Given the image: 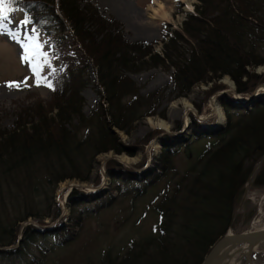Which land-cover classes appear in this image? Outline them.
Segmentation results:
<instances>
[{"label":"trees","instance_id":"obj_1","mask_svg":"<svg viewBox=\"0 0 264 264\" xmlns=\"http://www.w3.org/2000/svg\"><path fill=\"white\" fill-rule=\"evenodd\" d=\"M196 1L179 31L162 32L155 53L152 44L125 40L94 0H4L5 11L22 12L44 34L62 66L52 76L48 101L19 108L11 128H0V248H9L0 252V264H43L78 239L86 219L125 200L131 205L149 198L143 210L152 219L148 232L77 264H200L227 231L246 228L237 226L244 188L264 189V91L255 92L264 86V73H255L264 67V0ZM66 31L75 49L66 50ZM138 67L170 71L174 97L209 83L206 101L227 89L216 83L225 76L234 94L248 101L217 95L221 126L214 115L190 116L184 134H173L183 129L176 122L149 161L142 155L126 168L108 160V184L98 188L96 178L92 192L72 189L64 202L67 214L60 217L54 202L59 183L87 182L98 155L131 157L162 133L154 130L126 146L113 132L127 133L161 102L160 90L141 95L126 76ZM87 69L97 101L84 116L80 92ZM196 114H203L199 106ZM29 219L35 226L20 230Z\"/></svg>","mask_w":264,"mask_h":264},{"label":"rangeland","instance_id":"obj_2","mask_svg":"<svg viewBox=\"0 0 264 264\" xmlns=\"http://www.w3.org/2000/svg\"><path fill=\"white\" fill-rule=\"evenodd\" d=\"M152 1L94 0V3L105 18L112 19L119 24L125 40L152 44L153 52L159 53L162 32L165 30L179 31L184 14L192 12L197 1H176L171 10L172 22H161L158 32L155 29V27L157 28V22L151 19L152 12L148 11L151 10ZM159 1L170 7L169 3L163 0ZM0 7L4 8V3L0 4ZM5 12L7 18L0 20V128L10 129L14 113L19 108L29 107L38 100L48 101L52 76L59 71L62 63L53 59L55 51L44 34L32 28L28 23H22V21H26L22 12ZM64 35L67 36L65 37L66 50L75 49V45L71 43L69 32L66 31ZM33 68L36 69L35 73ZM138 68L126 72V76L135 84L141 95L160 90L162 92L161 102L153 116L137 120L127 133L113 132L118 136L120 142L126 146L135 145L154 130H161L162 133L141 149L137 147L131 157L125 154L115 155L110 152L98 155L94 160L87 182L66 180L59 183L54 194V202L60 206V217L67 214L64 202L72 189L92 192L98 188H104L108 184L109 181L104 171V164L108 160H113L126 168L138 164L142 159V155L149 161V155H157L160 150L158 140L170 134L171 128L176 122H180L183 129L179 133L174 132L173 134H184L190 116H195L198 120H205L214 115L217 124L220 123L219 126L223 124L222 112L215 102V97L216 94H229L228 92L233 90V84L227 77L223 76L216 82L225 85L227 89L210 95L205 101L204 93L211 87L209 83H199L186 95L174 97L170 91V71L158 67ZM262 68L257 67L255 73H263L264 69ZM90 71L87 69L86 78L88 83L80 92L82 98L81 113L84 116L89 115L97 101L96 88L93 85V77ZM8 82H16L19 86L9 87ZM259 87L260 85L257 86V88ZM197 106L201 108L202 115L196 114ZM220 115L222 118H220ZM183 124H186V126L184 127ZM145 167L147 168V165ZM96 178H99L100 184L95 189L92 185ZM148 200L149 198H144L131 205L128 200L121 201V203L115 204L110 209L104 210L98 216L86 219L78 239L48 256L43 264L57 262L59 264H77L84 257L94 255L100 249L110 246L116 250L129 237L146 234L152 223L149 214L146 213L145 215L143 213V210L147 209ZM242 201L241 210L238 212L237 226L240 228L246 227L243 230L245 231L253 221L264 217V189L256 191L245 187ZM139 218L142 220L139 221ZM56 221L50 222L49 226ZM134 221L137 225L133 224ZM44 222L48 223L49 221L44 220ZM28 223L35 226L36 222L29 219L27 223H21L20 226ZM249 259L251 264H264V242L257 246L256 251L250 254Z\"/></svg>","mask_w":264,"mask_h":264},{"label":"water","instance_id":"obj_3","mask_svg":"<svg viewBox=\"0 0 264 264\" xmlns=\"http://www.w3.org/2000/svg\"><path fill=\"white\" fill-rule=\"evenodd\" d=\"M262 69H264V67ZM232 88H233V85H232ZM260 89L264 90V86L260 85ZM260 89L256 88L255 92ZM225 92H222V93H225ZM228 93L234 95V99L238 102L248 101V100H243L239 98L237 95L234 94L233 90H230ZM219 94H216V96ZM222 117H223V114H222ZM223 120H224V117H223ZM219 124L220 123H218L217 126H219ZM183 125L184 127L186 126V124H183ZM24 226L25 225L20 226V230ZM262 242H264V231L257 233V234H250L247 232V229L240 233H231L230 231H228L226 232V234H224L214 243V245L211 247V249L209 250V252L204 257V259L202 260L200 264H228L231 258L235 256L236 252L240 251V249L244 251L245 253L246 262L248 264H251L249 256L252 253L253 248H255L257 245H259ZM8 249L9 248H0V252L6 251Z\"/></svg>","mask_w":264,"mask_h":264},{"label":"bare ground","instance_id":"obj_4","mask_svg":"<svg viewBox=\"0 0 264 264\" xmlns=\"http://www.w3.org/2000/svg\"><path fill=\"white\" fill-rule=\"evenodd\" d=\"M163 1L169 3L170 7H167L159 0H153L151 5L152 7H150L151 10H148L152 12L151 19H154L157 22L156 24L157 28L155 27L157 32L161 22H169V23L172 22V18H171L172 6L176 1L179 0H163ZM220 118H222L221 115ZM263 231H264V217H260L255 221H253L250 227L247 229V232L250 234H257ZM257 246L253 248L252 253L256 251ZM228 264H248L245 259L244 251L240 249V251L236 252L235 256L231 258Z\"/></svg>","mask_w":264,"mask_h":264},{"label":"snow or ice","instance_id":"obj_5","mask_svg":"<svg viewBox=\"0 0 264 264\" xmlns=\"http://www.w3.org/2000/svg\"><path fill=\"white\" fill-rule=\"evenodd\" d=\"M3 3H4V0H0V4H3ZM6 18H7V14H6L4 8L0 7V20L6 19ZM22 23H27V21H22ZM25 59H27V57H25ZM33 72L34 73L36 72L35 68H33ZM8 86L9 87H13V86L18 87L19 85L16 84V82H8Z\"/></svg>","mask_w":264,"mask_h":264},{"label":"built area","instance_id":"obj_6","mask_svg":"<svg viewBox=\"0 0 264 264\" xmlns=\"http://www.w3.org/2000/svg\"><path fill=\"white\" fill-rule=\"evenodd\" d=\"M259 89H260V87H259ZM261 90V89H260Z\"/></svg>","mask_w":264,"mask_h":264}]
</instances>
